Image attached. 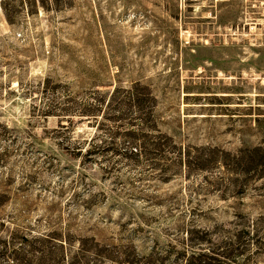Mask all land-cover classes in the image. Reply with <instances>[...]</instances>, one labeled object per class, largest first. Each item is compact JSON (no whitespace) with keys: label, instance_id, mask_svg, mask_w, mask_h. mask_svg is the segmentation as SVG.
<instances>
[{"label":"rangeland","instance_id":"rangeland-1","mask_svg":"<svg viewBox=\"0 0 264 264\" xmlns=\"http://www.w3.org/2000/svg\"><path fill=\"white\" fill-rule=\"evenodd\" d=\"M0 264H264V0H0Z\"/></svg>","mask_w":264,"mask_h":264},{"label":"trees","instance_id":"trees-1","mask_svg":"<svg viewBox=\"0 0 264 264\" xmlns=\"http://www.w3.org/2000/svg\"><path fill=\"white\" fill-rule=\"evenodd\" d=\"M144 91V93H143ZM146 91V92H145ZM48 92L46 91V89L44 90V93ZM54 93L52 91H49V96L52 97ZM119 100V99H118ZM115 100L113 102V106H111V111L113 113V116L111 119H109L110 121L114 122V121H119L121 120L120 115H122L121 110L122 108H130V109H135L138 112L140 110H142V113H144V117L141 120L140 123H142V126H144L141 129H137L134 128V125L129 123V126L133 127L131 130L127 131L125 133L126 136H128L130 139L132 140H138V135L139 133H141V131H143L144 129H148L149 127L146 125L147 121L149 122L152 119V111L154 108V98L152 97L151 93H149V91H147V89L140 87L139 85H134L126 94V96L123 97L122 100H120L118 103H116ZM112 101V97L109 100L108 104ZM96 103L99 104L100 101H95ZM91 104L93 103H89L88 101H86V103H84L82 105L81 108L76 109L77 107H67V109H58L57 107H54V110L57 109L56 112L62 113V114H72V115H76L78 117H82L85 116V112H87V109H89L91 107ZM76 111H75V110ZM48 112V111H47ZM136 112H131L130 116L134 115ZM116 114V115H115ZM138 119L137 117H135V119H131L133 122L134 120ZM143 137V136H142ZM156 150L158 148H155Z\"/></svg>","mask_w":264,"mask_h":264}]
</instances>
